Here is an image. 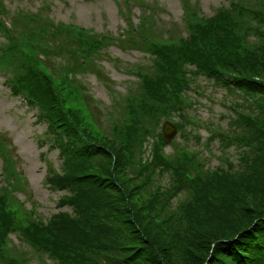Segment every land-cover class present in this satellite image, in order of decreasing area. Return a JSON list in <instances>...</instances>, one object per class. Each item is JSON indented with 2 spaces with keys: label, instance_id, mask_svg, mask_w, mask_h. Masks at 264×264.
Masks as SVG:
<instances>
[{
  "label": "trees",
  "instance_id": "trees-1",
  "mask_svg": "<svg viewBox=\"0 0 264 264\" xmlns=\"http://www.w3.org/2000/svg\"><path fill=\"white\" fill-rule=\"evenodd\" d=\"M132 3L117 4L123 18ZM137 5L138 22L129 23L125 36L148 63L138 64L120 99L111 92L105 109L111 138L66 75L84 74L110 40L38 7L9 13L21 48L0 21V73L46 126L60 166L45 180L62 191L60 210L44 224L25 216L23 202L13 197L21 189L18 178L0 145V264L27 262L6 257L7 248H17L4 241L17 230L43 252L42 264H264V0H229L202 17L187 10L185 34L154 25L153 7ZM47 46L58 56L56 75L33 53ZM199 77L223 86L244 111L228 109V126L209 131L207 151L214 140L221 151L215 167L202 168L185 143L162 153L163 117L177 116L179 135L199 139L181 113L196 104L189 96Z\"/></svg>",
  "mask_w": 264,
  "mask_h": 264
},
{
  "label": "rangeland",
  "instance_id": "rangeland-1",
  "mask_svg": "<svg viewBox=\"0 0 264 264\" xmlns=\"http://www.w3.org/2000/svg\"><path fill=\"white\" fill-rule=\"evenodd\" d=\"M120 1L122 3V0H0L4 8L10 9V11L17 9L34 11L38 6H43L45 11L55 21H62L86 29H93L98 34L110 33L113 37L120 34L126 26L122 14L117 10V3ZM146 1L154 4L159 26L169 30L172 34L186 33V26L182 20V7L185 5V2L182 0ZM190 1L193 7L199 10V14L208 16L213 13L217 6L225 5L229 0ZM44 2H47L46 6H44ZM138 13V6L132 3L131 14L133 15L134 22L137 21ZM102 52V59L97 64L109 76V80L104 81L98 79L91 70L81 75V78L89 90H91L95 99L98 100L99 105L105 107V110L109 108L112 102L113 96L111 94L113 90L117 91L114 95L118 98L119 93L126 91L132 78L125 73L122 66L120 68L122 72L118 71L112 62L119 60L122 65L127 67L135 62H141L146 65L148 63V55L128 44H111L105 47ZM126 63L130 64L126 65ZM3 80L4 76L0 73V137L9 138L15 146L12 151L18 157L16 160L17 166L23 169L24 176L30 182L34 199H28L27 194L24 193H17V197L25 201L26 208H30L32 204H35V210L44 219L60 210L57 204L61 197V192L51 189L45 180L51 166L54 169H58L60 166L58 149L52 147L48 135L45 134L46 126L43 123L36 122V110L28 107L22 98L11 95ZM197 82L200 83L201 89L204 92H208L211 95L210 97L197 96L200 102L196 103L194 108L189 109V112L197 116L198 121H194L187 129L198 134L199 139L193 136L185 139L176 135V138L174 137L176 141L173 143L174 145L187 143L190 146H197L196 148L200 149L203 155L207 154L205 164L210 167H215L220 163L219 156L221 155V151L218 148L219 142L214 140L210 145L212 152L208 153L204 147V141L207 139L210 129L218 125L223 127L228 126L230 112L225 108V105L227 106L229 104L231 96L226 94V89L223 86L213 87L210 82H206L202 78L198 79ZM137 86L138 84L134 85L135 88ZM191 95H194V93H191ZM204 95L206 96V94ZM108 111L111 110L109 109ZM107 117L108 113L105 110V119ZM110 120L111 115L109 114V118L106 120L109 125ZM162 148L165 152H170L171 145L167 144ZM2 164L3 160L0 154V183L4 177ZM63 209L66 210L65 207ZM12 224L15 223L12 222ZM4 244L6 247L9 244L11 249L14 247L19 250H9L7 248L6 257L11 258L15 254L19 260L26 259L27 262L25 264H42V261L47 259L44 257L42 251L36 249L32 244L25 241V239H22L18 230L10 232ZM18 253L21 254V257Z\"/></svg>",
  "mask_w": 264,
  "mask_h": 264
},
{
  "label": "water",
  "instance_id": "water-1",
  "mask_svg": "<svg viewBox=\"0 0 264 264\" xmlns=\"http://www.w3.org/2000/svg\"><path fill=\"white\" fill-rule=\"evenodd\" d=\"M163 132H164L165 137L169 139L176 132L175 126L171 122H166L163 126Z\"/></svg>",
  "mask_w": 264,
  "mask_h": 264
}]
</instances>
